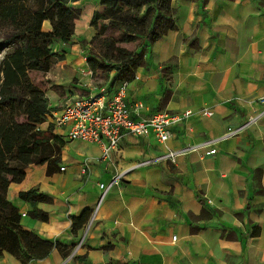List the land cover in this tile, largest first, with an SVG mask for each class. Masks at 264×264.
<instances>
[{"label": "crops", "instance_id": "obj_1", "mask_svg": "<svg viewBox=\"0 0 264 264\" xmlns=\"http://www.w3.org/2000/svg\"><path fill=\"white\" fill-rule=\"evenodd\" d=\"M100 1L70 0L81 8L78 19L87 14L84 22L74 20L73 41L64 44L65 57L58 63L67 64L64 85L73 79L78 90L60 95L48 89L49 100L60 102L100 86L116 90L127 80L124 99L134 119L199 107L212 114L172 125L161 141L123 132L118 149L106 154L104 142L66 139L56 170L47 172L46 163L28 164L23 179L11 181L5 196L23 212L25 228L70 249L86 222L72 230L71 216L85 209L92 213L99 182L125 173L98 205L86 240L71 259L65 261L68 255L54 247L27 264H264V113L238 134L219 140L213 154L189 149L173 160L157 159L168 149L217 137L259 110L264 0H169L174 27L147 44L144 62L133 75L119 77L113 68L96 83L82 41L95 32L89 23ZM135 103L141 106L133 109ZM152 158L154 163L130 167ZM30 188L52 197L36 203L47 211V220L32 217L31 204L19 196ZM0 264L22 263L4 252Z\"/></svg>", "mask_w": 264, "mask_h": 264}, {"label": "trees", "instance_id": "obj_2", "mask_svg": "<svg viewBox=\"0 0 264 264\" xmlns=\"http://www.w3.org/2000/svg\"><path fill=\"white\" fill-rule=\"evenodd\" d=\"M153 2L155 12L143 15L139 28L150 41L174 27L169 0ZM100 3L102 7L91 16V24L98 31L90 38L87 64L92 74L98 68L106 72L114 68L119 77L128 79L135 67L144 62L143 51L121 48L118 56L104 57L105 53L100 50L106 48L101 43L104 41L108 47L111 41L106 38L97 41V37L101 26L115 23L111 17L116 13L119 0H101ZM80 14L81 8L72 6L70 0H0V28H9L3 31L0 44H14L0 61V256L8 252L22 264L44 257L54 247L64 256L71 251L59 239H44L34 230L25 228L20 222L18 206L6 198L5 192L11 181L23 179L28 164L46 163L47 172H52L60 162V150L66 139L54 133L51 124L41 126L51 106L45 91L31 80L29 71L48 70L53 61L65 57L64 44L72 42L74 20L77 22ZM86 14L82 15L83 21ZM45 21L50 23V29L42 28ZM158 24H162L163 29L152 31ZM133 34L125 32L123 40H132ZM57 43L63 47L55 50ZM19 196L31 204L32 217L48 219L47 211L38 208L36 203L51 201L50 195L30 188L19 191ZM90 214L91 209H85L78 216L72 215V230L87 221Z\"/></svg>", "mask_w": 264, "mask_h": 264}, {"label": "built area", "instance_id": "obj_3", "mask_svg": "<svg viewBox=\"0 0 264 264\" xmlns=\"http://www.w3.org/2000/svg\"><path fill=\"white\" fill-rule=\"evenodd\" d=\"M126 84L127 80H124L118 89L111 91H108L107 86H100L97 90L69 95L56 103H52L49 100L51 109L42 123H45L46 126L51 124L52 131L63 135L65 139L104 142L103 151L106 154L111 149H118V142L123 132L135 135L150 134L161 141L169 137L172 125L181 124L185 119L193 115L207 116L212 114V111L206 107H199L196 110L184 108L170 113L156 111L147 117L134 119L130 116L131 108L124 99ZM258 102L261 107L254 115L249 116L239 124L228 125L221 135L207 138L199 143L188 145L181 149H168L158 156L157 159L173 160L179 152L189 149L203 148V154L215 153L217 151L215 145L219 140L238 134L251 120L264 113V94L258 97ZM139 106H141V103H135L133 109H137ZM155 160V158L138 160L130 167L148 165L154 163ZM64 167V165L59 166L61 170ZM82 170H85V167ZM124 173L125 170L118 171L108 181L99 182L100 192L97 202L90 218L83 223L65 261L71 259L77 253V249L84 244L98 205L103 201L108 190L122 181Z\"/></svg>", "mask_w": 264, "mask_h": 264}, {"label": "rangeland", "instance_id": "obj_4", "mask_svg": "<svg viewBox=\"0 0 264 264\" xmlns=\"http://www.w3.org/2000/svg\"><path fill=\"white\" fill-rule=\"evenodd\" d=\"M141 3V7L138 8V5ZM102 7V5H101ZM155 12V7H154V2L153 0H119L118 3V8L116 9V13L111 17L115 23L113 24H107L105 27H100V33L98 34L97 41H102V39L106 38L111 41L110 46H106L105 42L102 41L101 44H103L104 48L100 52L104 54V57L108 59L109 56H118L120 53L121 48H126L128 50H135V49H141L143 51L145 48L142 46L145 44V46L148 44L150 41L144 34L142 29L141 31L139 30L142 22V17L146 13H150L149 15H152ZM93 14V13H92ZM83 15V14H82ZM132 15H134V18H132ZM105 21H108V19H105ZM79 22H84L82 18H79L77 20V23ZM47 23V22H46ZM99 23V22H98ZM90 25L91 24V18H90ZM92 27L95 29L94 34L98 31V29L92 25ZM43 29L50 28L48 24H43L42 25ZM163 29L162 24L156 25L155 28H153L152 31H160ZM9 28H0V40L2 37L3 31H8ZM125 32H130L134 33L133 34V39L129 41L123 40V35ZM93 34V35H94ZM79 35L76 33L74 35V38L79 40L77 38ZM91 38V37H90ZM90 38L88 40L84 39L82 41V44L87 48V50L83 53L87 54L86 57L89 55L88 54V48L90 47L89 43ZM73 41V40H72ZM147 43V44H146ZM14 47V44H0V61L4 57V55L10 51ZM63 46L60 45L58 49L62 48ZM56 48V44L54 46ZM143 54V53H142ZM85 57V59H86ZM67 67V64L60 65L57 61H53L51 63V66L49 67L48 70L42 71V70H36V69H31L29 71V76L31 80L39 87H41L44 91H48V89H53L56 92L60 93V95H64L67 92L68 93H73L77 91V87L74 85L75 80H70L69 86H65L64 82L65 81V69ZM91 70V69H90ZM106 71L104 69L98 68L93 74L92 78L95 80L96 83H99L101 80L103 74H105ZM46 126V124L44 123Z\"/></svg>", "mask_w": 264, "mask_h": 264}]
</instances>
